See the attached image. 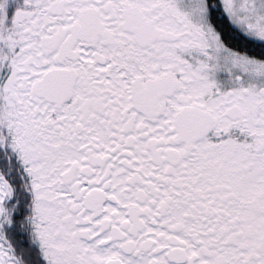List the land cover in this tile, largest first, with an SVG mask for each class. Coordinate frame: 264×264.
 Listing matches in <instances>:
<instances>
[{"label":"snow or ice","instance_id":"6c2138e0","mask_svg":"<svg viewBox=\"0 0 264 264\" xmlns=\"http://www.w3.org/2000/svg\"><path fill=\"white\" fill-rule=\"evenodd\" d=\"M0 264H264V0H0Z\"/></svg>","mask_w":264,"mask_h":264}]
</instances>
